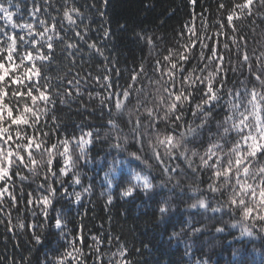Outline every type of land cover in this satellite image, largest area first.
<instances>
[{
	"label": "snow or ice",
	"instance_id": "snow-or-ice-1",
	"mask_svg": "<svg viewBox=\"0 0 264 264\" xmlns=\"http://www.w3.org/2000/svg\"><path fill=\"white\" fill-rule=\"evenodd\" d=\"M198 4L199 0H188V6L193 9L191 26L188 22L184 24L176 45L166 47L167 54L163 55L162 60H155L151 75L145 63L141 62L138 69H133L126 87L115 91L110 75L112 71L119 75L115 65L105 63L102 75L93 76L88 71L85 76L76 71L81 42L86 43L89 50H95L96 54L104 56V50L97 43L88 42V28L85 27L83 32L78 29L76 18H81L82 22V14L78 8L65 5L63 10L62 19L73 31L72 38L69 39L68 29H65L63 22L58 24L54 16L51 17V23L40 18L42 11L47 13V8L42 10L34 3L29 10L32 22L24 20L18 23L15 17L20 11V5L13 4V0H0V205H4L6 200L11 201L13 207L19 203L21 197L14 193L15 179L18 178L22 183L26 181L27 175L21 174L24 170L28 174H37L41 164L36 155L49 154L45 183L38 185L39 189H45L47 183V194L40 193L37 198V195L29 192L26 200L27 206L40 207V214L45 221L65 241L61 246L63 251L54 249L55 254L50 260L46 259L44 264H87L89 256L93 258L92 264H103L104 261L102 238L93 235L90 239L95 246L88 245L81 225L79 236H73L69 242L62 213H57L54 223L48 220L49 208L58 191L54 187V183L59 182L57 176L66 177L72 173L73 184H81L80 175L73 167L72 146L79 147L80 159L88 162L87 150L94 137V132L89 130L82 131L79 138H59L60 124L54 114L57 110V98L60 105L69 104L81 97V84L86 85L89 80L107 90L106 95L96 92L95 98L99 100L101 110H108V120L104 126L115 135L116 142L110 147L117 151L118 156L126 151L124 145H127L129 135L140 145L139 152L142 153L145 150L146 129L154 134V139L147 140L150 155L134 151L128 153L123 160L118 157L112 159L109 172L105 173L108 189L114 186L112 180L116 177L112 174L119 171L124 179L123 170L127 168L131 179L122 188L121 197H132L137 189L148 195L153 185L148 176L133 169L134 162L143 165L146 161H154L163 174L172 180L173 174L183 173L184 169L179 163L171 162L183 161L193 174L211 171L208 190L212 193L220 191L217 185L221 183L231 188L227 201H218L217 206L211 208L213 213L223 215L231 211L234 215L239 211L243 218L252 220L254 224H264V50L253 49L250 56L247 37L239 34L235 24L242 17L251 18L254 15L264 20V12L260 11L264 8V0H259L258 7L257 0L234 2L232 8L227 9L226 16L223 15V10L227 6L220 2L217 11L221 15L213 25H209L202 14L200 17L195 15ZM108 5L109 0H103L102 7L106 9ZM92 7L95 8L96 5L93 4ZM97 10L101 17L105 15L104 11ZM197 19L201 21L200 29L195 27ZM253 23L256 21L253 20ZM120 27L123 31L128 30L126 24ZM210 27L215 29L211 35L208 31ZM60 29H65V34L62 35ZM226 29H231L234 34L229 36ZM103 35L108 39L112 33L110 29H104ZM136 36L139 41L146 42L150 49L156 47L152 36L145 37L143 32L136 33ZM221 36L224 37L223 50L220 45ZM58 44L62 45L61 52L65 54L63 60L57 57ZM233 46L236 50L235 64L232 63ZM193 60L196 61L195 64L192 63ZM226 62L228 68L225 67ZM188 65L192 67L189 68ZM245 66L248 77L240 80L238 87L235 82L233 87H228L229 70L233 75L237 72L243 75ZM249 84H252L251 88L248 87ZM197 94L199 101L191 108L194 119L185 126L184 109L186 105H192ZM89 99H93L91 93ZM197 120L199 123H196ZM213 123L215 130L212 128ZM161 124L164 125L163 130ZM124 127L128 128V132L124 131ZM177 128L183 129L179 135H176ZM54 135L57 140L53 143L51 141ZM180 140L186 141L183 151H180ZM195 141L203 148L202 152L187 146ZM57 157L62 161L58 173L55 170ZM197 158L198 165L195 164ZM49 176L52 177L50 183ZM176 186H179L178 180ZM89 191V188L84 189L85 193ZM64 194L70 198L73 195L67 189ZM220 194L223 195V192ZM74 200L80 203L82 193L75 192ZM112 202L113 196L109 193L107 204L111 205ZM190 207L207 211L210 205L201 199ZM159 213L161 217L168 213L164 203L160 204ZM2 215L3 208L0 207V216ZM7 215L9 233H15L16 229H32V239L37 245L42 243V238L36 234L35 229L43 228L44 225L26 224L24 220L13 224L11 213ZM32 215L36 216V213L33 212ZM232 227H239V224L235 223ZM215 230L220 233L224 228L217 227ZM176 235L173 232V236ZM240 237H247L251 242L254 233L244 227L240 231ZM85 246L90 250L89 256L85 255ZM127 254L126 246L121 244L118 252L112 256L119 257L116 264H131L126 259ZM246 254L242 252L237 259V253H234L230 264H245ZM259 256L260 259L253 260L252 264H264V252H260ZM109 264H112L111 260ZM197 264H208V261H198Z\"/></svg>",
	"mask_w": 264,
	"mask_h": 264
},
{
	"label": "trees",
	"instance_id": "trees-1",
	"mask_svg": "<svg viewBox=\"0 0 264 264\" xmlns=\"http://www.w3.org/2000/svg\"><path fill=\"white\" fill-rule=\"evenodd\" d=\"M223 2L227 7L223 10L226 16L227 9L232 8L233 3H242L243 0H199L195 7V15L200 17L201 14L207 18L209 25L215 24L221 13L217 11L218 4ZM20 5V11L15 17L16 21L23 22L27 20L32 22L29 16V10L35 6L42 10L47 8V13L41 12L40 18L48 20L51 23V17H56L57 23L63 22L65 29H68L67 36L72 38L73 31L66 21H63V10L65 5L76 7L82 14L77 19L78 29L83 32L88 28V42H95L104 50V56L96 54L95 50H89L87 44L80 43L81 51L77 55V68L82 75H87L91 71L92 75L104 73L105 63L115 65L119 70V75L115 71L110 73L111 80L115 91L126 87L130 80V74L133 69H138L141 62L145 63L146 69L151 75L152 65L156 59H161L166 53V47L176 45L181 29L188 22L191 26V16L193 9L188 6V0H109V5L105 9L102 7L103 0H13V4ZM95 4L96 7H92ZM259 0H257V7ZM100 11L105 15L101 17ZM16 11L15 7L12 9ZM264 12V8L260 9ZM253 20L256 23H253ZM38 23V21H37ZM226 23V21H225ZM2 24V22H0ZM127 25L128 30H121V25ZM236 28L241 36L247 37L248 52L251 56L253 49L264 50V20L257 16L251 18L242 17L235 22ZM195 27H202L201 21H195ZM218 27V25H217ZM65 29H60L61 34H65ZM104 29H110L112 35L105 39ZM215 29L209 28V35ZM227 34L232 36L231 29H226ZM152 36L156 41V47L150 49L146 42L138 40L136 33ZM164 37V40L159 38ZM187 33L185 32V38ZM231 45V41H228ZM224 37H220V45L223 50ZM62 45H57V57L63 60L64 53L61 52ZM197 49V53H198ZM257 51V54H258ZM232 63H236V50L233 46ZM107 58V59H106ZM196 63L195 60L192 62ZM255 67V60H253ZM189 68L192 65H188ZM225 67L229 65L226 62ZM228 87H233V82L238 87L240 80L248 77L247 66L244 68L243 75L237 72L235 75L229 70ZM71 79V77H69ZM254 83V82H253ZM252 84L248 87L251 88ZM100 92L107 94V90L97 85L93 80L87 84H81V97L72 100L67 105H60L57 98L56 112L60 128L58 129L59 138L73 136L79 138L82 131H93V143L89 146L87 152V161L80 159L79 147L72 146V161L75 164V172H78L81 179L80 185L72 182V173L66 177L57 176L58 183L54 187L58 189L53 198V205L49 208L48 220L54 223L57 213H62L61 218L66 223L67 240L70 242L73 236H79L81 225L83 233L87 238L88 245H94L90 239L95 235L102 238L101 245L102 255L104 256L103 264H116L117 253L121 244L126 246V259L131 264H197L198 261H208V264H230L233 260V254L237 253V259L240 254L247 253L244 256L245 264H252L253 260H259L260 252H264V224L245 219L239 211L235 214L231 211L221 215L213 213L212 207L217 206L218 201H227L231 195V188L226 184H219L218 193H212L208 190V184L211 183V171H201L193 174L191 169L183 161H172V164L179 163L184 169L183 173L173 174V179L169 180L162 170L155 165L154 161H146L143 165L134 162L132 167L135 171L141 172L149 177L153 185L152 191L145 193L137 189L132 197H121L120 192L123 187L127 186V181L131 179L128 170L125 168V178L118 176L112 180L113 187L107 188L105 173L109 172V165L113 158L123 160L128 153L138 152L141 155H150L147 149V140L154 139V134L146 129L145 150L140 153V145L137 144L129 135L125 152L117 154L110 145L114 144L115 135L111 133L107 124V109L101 110L99 100L95 98V93ZM74 92V90H73ZM89 93L93 99H89ZM199 94L192 101V105H186L184 111L185 126L192 121L191 108L199 101ZM83 105V106H82ZM219 111V109H217ZM49 123L51 116H49ZM125 120L127 117L125 116ZM174 119V118H173ZM199 123V120L196 121ZM123 126V125H122ZM164 125L161 124V130ZM215 130V124L212 125ZM182 128L176 129V135L182 131ZM30 131V130H29ZM128 132V128L124 127ZM207 133H205V138ZM57 137L54 135L51 142H56ZM123 144V140L121 141ZM186 141L180 140V151L184 150ZM189 149L196 148L203 151L198 141L189 143ZM163 152V149L161 150ZM191 153L189 152V155ZM36 159L40 162L41 167L37 174H28L26 170L22 175H27L28 179L23 183L16 178L14 193L21 197L19 203L13 207L11 201L0 205L3 208V215L0 216V261L3 264H44L46 259L50 260L55 254L53 250L62 252L64 240L59 238V234L45 221L40 214V207L27 206V194L32 192L35 195L40 193L47 194L48 184L45 189H39L38 185L45 183L44 175L46 173V164L49 154L38 153ZM154 166H153V165ZM195 164H199L197 158ZM139 165V166H137ZM62 166V161L57 157L55 170L58 173ZM195 166V165H194ZM52 177H48L50 183ZM179 186H176V181ZM90 191L85 193L84 189ZM67 189L73 194L71 198L64 194ZM81 192L82 200L76 203L74 193ZM223 192V195L220 194ZM113 196L111 205L107 204L108 194ZM204 199L209 205V209L191 208L193 203ZM164 203L168 208V213L161 217L159 206ZM11 213L12 223L18 220H24L26 224L44 225L43 228L37 227L36 234L42 238V243L37 245L32 239V229H16L15 233H9L8 215ZM35 212L36 216L32 213ZM238 223L239 227L233 228L232 225ZM223 227L224 231L217 233L216 228ZM247 227L254 233V237L249 242V238L240 237L242 228ZM196 229H201L197 232ZM173 232L177 235L173 236ZM111 241V243H109ZM89 248L85 246L84 252L89 256ZM7 259H4V258ZM93 258L89 256L87 264H92Z\"/></svg>",
	"mask_w": 264,
	"mask_h": 264
},
{
	"label": "rangeland",
	"instance_id": "rangeland-1",
	"mask_svg": "<svg viewBox=\"0 0 264 264\" xmlns=\"http://www.w3.org/2000/svg\"><path fill=\"white\" fill-rule=\"evenodd\" d=\"M118 172H116V173H114V174H112V175H114L115 177H117L118 176ZM142 175H145V174H142Z\"/></svg>",
	"mask_w": 264,
	"mask_h": 264
},
{
	"label": "clouds",
	"instance_id": "clouds-1",
	"mask_svg": "<svg viewBox=\"0 0 264 264\" xmlns=\"http://www.w3.org/2000/svg\"><path fill=\"white\" fill-rule=\"evenodd\" d=\"M73 167H75V164L73 163ZM151 186V185H150Z\"/></svg>",
	"mask_w": 264,
	"mask_h": 264
}]
</instances>
